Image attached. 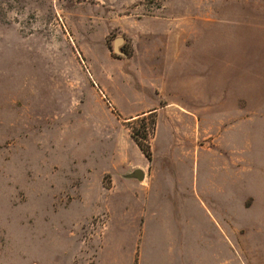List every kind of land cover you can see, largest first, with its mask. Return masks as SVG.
I'll list each match as a JSON object with an SVG mask.
<instances>
[{
    "label": "rangeland",
    "instance_id": "obj_1",
    "mask_svg": "<svg viewBox=\"0 0 264 264\" xmlns=\"http://www.w3.org/2000/svg\"><path fill=\"white\" fill-rule=\"evenodd\" d=\"M0 264H264V0H0Z\"/></svg>",
    "mask_w": 264,
    "mask_h": 264
},
{
    "label": "crops",
    "instance_id": "obj_2",
    "mask_svg": "<svg viewBox=\"0 0 264 264\" xmlns=\"http://www.w3.org/2000/svg\"><path fill=\"white\" fill-rule=\"evenodd\" d=\"M168 104H175L174 102H168ZM154 110V109H153ZM157 111H158V108H157ZM186 118H189V119H194L196 120V116L194 115V113H188ZM129 181H132V180H129ZM189 195V194H188ZM188 195L186 194H175L173 192V194L171 196H169L167 193H160L156 198H153L156 200V203H154L151 207H152V211L153 210H156V211H159V209H165L167 207L166 205V201L169 200V201H176L177 204L179 202H185L187 201V206L189 207L190 206V198L188 197ZM186 196V198H185ZM186 199V200H185ZM151 205V204H150ZM186 206V208H187ZM188 209V208H187ZM156 213V212H153V214Z\"/></svg>",
    "mask_w": 264,
    "mask_h": 264
},
{
    "label": "water",
    "instance_id": "obj_3",
    "mask_svg": "<svg viewBox=\"0 0 264 264\" xmlns=\"http://www.w3.org/2000/svg\"><path fill=\"white\" fill-rule=\"evenodd\" d=\"M121 41H122L121 38H117L114 41V51L117 52V53L119 52L118 51V45L121 43ZM128 176L129 177H133V178H135L137 180H142L143 177H144V174H143V172L141 170L135 169L130 174H128Z\"/></svg>",
    "mask_w": 264,
    "mask_h": 264
},
{
    "label": "trees",
    "instance_id": "obj_4",
    "mask_svg": "<svg viewBox=\"0 0 264 264\" xmlns=\"http://www.w3.org/2000/svg\"><path fill=\"white\" fill-rule=\"evenodd\" d=\"M132 137H133L134 141L136 142V144L138 145V147L140 148V150L142 151V153L145 155V157L147 159H150V156H151L150 149L148 147H144L142 145L140 140H138L137 135H136L135 132L132 133Z\"/></svg>",
    "mask_w": 264,
    "mask_h": 264
}]
</instances>
